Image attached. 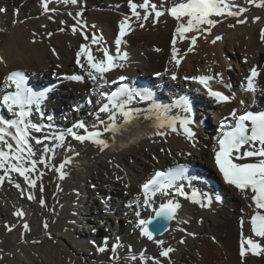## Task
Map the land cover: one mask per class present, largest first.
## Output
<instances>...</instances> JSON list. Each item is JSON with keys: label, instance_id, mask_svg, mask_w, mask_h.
I'll list each match as a JSON object with an SVG mask.
<instances>
[{"label": "bare ground", "instance_id": "obj_1", "mask_svg": "<svg viewBox=\"0 0 264 264\" xmlns=\"http://www.w3.org/2000/svg\"><path fill=\"white\" fill-rule=\"evenodd\" d=\"M0 2L6 4V1L0 0ZM133 2H142V0H133ZM154 2L159 5L162 0H154ZM42 3L43 0H9L8 6L13 8L14 13L19 8L25 9L27 6H31L32 11L27 13L28 18L18 19L17 24L13 22L9 26L4 25L2 27L0 25V57L4 61L0 63V87H2V82L6 76L15 70L23 71L30 76V84L36 90H44L41 86L54 82L58 83V86L51 87L53 92L50 94L49 100L46 101V113L54 118L51 122L56 127L59 125L58 128L61 130L70 127L66 121L68 123L73 121L71 124H74L77 120L84 118L86 124H91L94 116L91 115V119L87 120L85 114L82 116L80 110L91 109L92 105L89 108H81L79 112L76 111L78 113L75 118L76 121L72 119L75 114L71 113L77 105L81 107V103H85L87 98H94V101L97 99L95 95H90L91 81L86 80L84 83H77L62 79L67 75L82 74L75 63L76 53L81 44L90 43V41L83 39L79 25H77L78 31L75 34L71 31V26L76 25L77 20L86 23L88 28L85 31L96 35L101 33L102 44L110 52L116 53L115 40L119 38V22L125 16H131L128 0H82L79 6L66 5L62 0H51L49 8L55 9V11L49 12L44 11ZM170 3L171 0H167L166 6H169ZM235 3L242 7H249V12L244 17L247 18L248 22L236 24L235 27L230 28L228 25L235 24V20L232 18L223 19L213 29L211 36L197 41L192 52L187 51L189 47L187 40L181 41L177 38L176 47L180 49L181 58L179 67L176 66L171 56V43L175 38L177 23L165 14L158 23L149 18L145 26L141 28L138 22L132 18V31L124 38L119 47L120 53L126 52L128 60L123 69H116L108 73L107 78L112 80L120 75L126 76L127 80H131L133 77L139 78L140 81L145 80V77L156 78V82L154 79L151 80L152 86L148 89L154 92L159 103H174L180 97H189L192 100L196 110V113H193L195 117L193 125L196 127L202 125L199 112L203 109L205 111L210 109V113L215 116L220 113L222 117L223 109L229 112L234 107L240 108L241 101H243L248 107L264 110V96L257 93L254 98L251 94L245 93L239 86L253 65L264 68V41L260 39L261 30L264 29V10L245 5L243 0H237ZM79 11L83 12L82 17L76 15ZM69 12L72 13V16L68 15ZM257 15L262 17L261 21L253 22V17ZM1 20L2 18H0ZM62 21L65 23H61ZM92 25L95 27L93 28ZM5 27L7 28L5 29ZM216 35L222 36L223 39L213 45L211 40ZM96 54L100 55L99 53ZM125 68L129 69L130 74L126 72ZM216 71L224 73L226 84L233 83V88L231 90L228 88V92L234 98L226 106H218L206 98V94L202 95L197 85L180 84L184 77L212 75ZM173 73L180 77L176 84L171 83V80L168 79V76L170 77ZM47 77H50V81L48 80L43 84ZM34 82H36L35 85ZM259 84L264 86V71H262ZM168 95H171L172 98L170 103L167 102ZM134 106L143 112L146 107L150 106V102L136 103ZM215 108L218 109L214 110ZM66 111L71 115L65 114ZM88 111L92 112L91 110ZM173 114L183 115L180 109H174ZM217 120L220 121L221 118L217 117ZM137 123L138 126H132L123 134L116 135L114 143L110 140L111 146L104 151H100L91 143L82 145L70 140L75 154L79 153V155L72 157V164L66 167V174L63 179H60L59 172L45 170L43 177L45 190L42 196L46 202V207H41L38 201L28 200L24 195L25 200L19 199L16 203L24 209L25 216L23 219L15 220L12 218L8 220V225L13 227L11 232L7 231L6 226L8 225H3L6 220L2 221L0 243L3 244L0 245V257H2L0 264H16L20 258V253L32 260L33 264H73V262L82 264L81 258L76 260V256L65 248L61 238L76 245L75 252L84 255L82 257L85 260L84 264H142L139 260L141 251H145L146 256L160 259L161 264H227L225 258L221 257L225 249L217 250V246L212 244L214 240H217L221 246H227V259L231 258L234 264H264V255L259 258L248 257L245 259H241L239 256L238 242L242 215L245 217L243 232L245 235L250 234L247 219L251 213V209L248 208L250 200L244 199L235 188L226 184H221L219 190L223 196L221 199L223 205L214 200L210 208H201L188 200L181 201V199L173 197L184 206V208L181 207L184 211L179 210L178 217L173 222L169 232L160 238L165 241V247L171 246L175 249L170 254V259L159 257V246L140 236L139 229L134 227L138 219L135 215L138 210L137 207L124 210V212L129 213L130 217L123 218L124 221L123 219L118 221L120 226H115L114 232L109 238L111 240L110 248L115 243L122 245L115 254L119 257L118 260L114 259V254L110 250L107 253H101L97 250L99 246H104V244L100 241L91 242L97 236V234L91 235V227L84 229L76 227L79 213L83 219H90L87 216L91 200L85 202V197L82 196L85 194L84 188H89L86 183L93 184L94 182V184L102 186V190L99 189L100 187L97 190L102 191L107 196L122 197L127 207L132 201H135L137 196L140 197V192L135 187L128 188L123 194L122 185L126 184L129 176L139 186L150 177L153 170L168 167L180 161L197 167L199 169L197 175L212 176L213 178L220 175L213 164L214 143L210 135L204 136L203 147L195 150L192 147L193 142L187 140L181 131L173 133L169 129H164L167 133L166 136H155L153 135L155 129L150 127L151 121L141 116ZM203 129L207 133H211L210 128L205 127ZM196 141L197 139H195ZM150 155H155L156 159L151 160ZM67 156H72L71 152L57 149V156L52 163L58 165ZM132 160L134 164L131 165L130 161ZM73 161L80 162L81 166H75ZM14 178L16 177L14 176ZM17 179L23 184L22 178ZM193 186L210 195L216 193L212 185L202 181H194ZM4 188L6 190L0 191V199L8 196L14 201L16 193H18L17 197L21 195L12 186L5 184ZM113 193L115 195H110ZM37 195L41 194L38 193ZM112 199L116 200L114 197H110L109 200ZM156 200L157 204L161 202L159 196ZM114 207H116L115 204ZM241 209H243V213H241ZM139 210L143 218H148L151 215L149 210ZM0 213L4 214V211L1 210ZM117 215L119 214L108 218L110 221H108L107 226L112 225L111 223ZM101 218L106 217L101 216ZM180 218L184 220L180 221ZM204 222L210 223L214 227L212 231L205 233L206 230H202ZM24 223L29 225L28 231L23 229ZM44 223L48 224L47 229L43 227ZM97 226L92 227L93 230ZM126 246L129 250L125 249ZM183 249L186 250V254L192 251L190 257L192 260L188 261L187 257L189 256H185ZM130 250L138 256L137 261L132 262L126 259ZM219 252L222 253L219 254ZM94 259L97 261L93 262ZM108 260L110 261L108 262Z\"/></svg>", "mask_w": 264, "mask_h": 264}, {"label": "snow or ice", "instance_id": "obj_2", "mask_svg": "<svg viewBox=\"0 0 264 264\" xmlns=\"http://www.w3.org/2000/svg\"><path fill=\"white\" fill-rule=\"evenodd\" d=\"M50 2L51 0H43L42 7L45 12L55 11L49 8ZM62 2L66 5L79 6L82 0H62ZM243 2L245 5L264 10V0H243ZM166 5L167 0H162L159 5L154 0H142V2L128 0L131 16H125L119 22V38L115 40L117 48L115 54L102 44V35L85 31L88 28L86 23L77 20L76 25L71 26V31L75 34L79 25L83 39L90 43L81 44L76 53L75 63L82 74L67 75L63 79L77 83L91 81L90 95H95L97 99L95 101L88 99L87 104L98 106L89 113L94 116L91 124L81 120L65 129L57 128L51 123L53 116L46 113V101L49 100L53 89H34L30 85L29 76L20 70L11 71L6 76L0 87V190H6L4 186L7 184L16 188L22 196L26 195L28 200L38 201L41 207H46L42 196L45 190L43 184L45 170H55L59 172L60 179H63L66 174L65 169L72 164L73 159L67 156L58 165L52 163L57 156V149L72 152L70 140H74L82 145L91 143L100 151H104L111 146L110 140L115 142L116 135L123 134L132 126H138L137 122L141 116L151 121L150 127L155 129L153 135L164 137L167 135L164 129H169L173 133L182 129L186 139L192 141L195 146L196 133L192 127L195 121L191 118L193 108L189 98L183 97L174 103L162 104L157 101L152 90L131 87L126 82L128 78L124 75L109 80L107 74L125 67L128 56L126 53H120L119 47L132 31V18L141 28L149 18L158 23L166 13L177 21L175 38L172 40V60L179 67L181 58L180 50L176 47L177 38L181 41L187 40L189 42L187 51L192 52L197 41L211 36L213 29L223 19L235 20V24L228 25L230 28L235 27L236 24H246L248 20L244 17L249 12V7H242L234 0H171L170 6ZM68 15L72 16V13L69 12ZM76 15L82 17L83 12L79 11ZM261 19L262 17L257 15L253 17V22H259ZM92 27L94 28L95 25ZM222 39V36L216 35L211 43L215 45ZM260 39L264 41V29L261 30ZM3 62V58L0 57V63ZM262 71L264 68L251 67L249 74L240 84V88L252 94L254 98L257 93L264 96V86L259 84ZM171 78L176 80V74L173 73ZM184 79H192L202 85L208 95L218 103H227L234 98L223 91L214 90L211 85V81L218 80L225 88H231L230 84H224L222 73L184 77ZM113 85L116 86L115 90L109 91L108 89ZM143 102H150V106L141 112L134 104ZM243 103L241 101V104ZM174 109H180L183 115L173 114ZM79 110V105L73 109V111ZM213 153L214 164L223 181L235 188L244 199L250 200L248 208L251 209V213L247 218L250 234L245 235L243 232L245 217L242 215L239 256L243 259L249 254L264 255V110L253 111L245 108L239 114L233 110L230 118L225 117L219 126ZM17 178H22L23 184ZM199 179L200 177L191 174L187 165L177 164L166 170H154L142 183L143 200L141 201L137 196L134 201L138 209L135 213L138 219L134 227L139 229L140 236L159 246V257L170 259V254L175 251L171 246L165 247V241L157 238L169 230V223L177 219L182 207L179 200L173 197H183L201 208H210L214 200L221 202L220 195H210L193 186V182ZM186 188H190L191 191H186ZM38 193L41 195L38 196ZM158 196L161 202L157 204ZM129 207H132V203ZM139 209L149 210L151 215L143 218ZM241 211L243 213V209ZM13 214L21 219L25 216L22 209H17ZM43 227L47 229L48 224L44 223ZM6 228L9 232L13 230L11 225ZM23 229L28 231L29 225L24 223ZM121 246L120 243H116L109 249L108 242L104 241V246H99L97 250L101 253L110 250L114 254V259L118 260L119 257L115 254ZM126 259L135 262L138 256L130 250ZM139 260L142 264H161L160 259L146 256L145 251L139 253Z\"/></svg>", "mask_w": 264, "mask_h": 264}, {"label": "rangeland", "instance_id": "obj_3", "mask_svg": "<svg viewBox=\"0 0 264 264\" xmlns=\"http://www.w3.org/2000/svg\"><path fill=\"white\" fill-rule=\"evenodd\" d=\"M2 1H4V2L6 1V4H3V3L0 2V5L2 4L1 7H0V9L3 10V11H0V18H2V20L0 21V25L2 27L4 25L9 26V24H11L13 22L15 24H17L18 19H23L24 20V19L28 18V16H26L27 13L28 12L30 13L32 11V7L31 6H27L25 9H23L21 7V8L18 9V14H17V11L14 13L13 12L14 11L13 8L10 7V6H8L9 0H2ZM101 1H103V0H101ZM25 12H26V14H25ZM29 19H31V18L29 17ZM6 28L7 27H5V29ZM101 35L102 34L99 33L98 36H101ZM32 78H33V76H32ZM48 80L50 81V77H47L46 80L43 81V84H44V82H47ZM33 84L35 85L36 82H34ZM167 97H168L167 98V102L170 103V100L172 99L171 98V95H168ZM165 98H166V96H165ZM54 99L57 100V98H54ZM88 110H90V109H88ZM88 110H86V109H83L82 110L81 109L80 112H81L82 116L84 114L86 116L87 113H88L86 111H88ZM199 113L201 114V117L200 118L202 119L204 117V114H206V111H205V109H203V110H200ZM70 115H71V113H70ZM205 119H206V121L204 120L205 122L203 123V124H205V126H208L210 128H213V129H214L215 126H217V121H216V119H215V117H214V115L212 113L207 114L205 116ZM70 126H72V124H70ZM178 131L180 132L181 130L178 129ZM198 136H199V138H196L197 141L195 142V146L192 145L193 149H195V150L196 149L198 150L199 148L203 147L202 146L203 141H204L203 138H205L203 136V134H201V133H198ZM146 151H147V149H146ZM71 154H72L71 157H76V154H75V151L74 150L71 152ZM154 158H155V155H150V159L151 160H155L156 159V158L155 159ZM140 160L142 161V159H139V161ZM73 163H74L75 166L76 165H78L79 167L81 166V163L80 162L73 161ZM130 164L131 165L134 164L133 163V160L130 161ZM128 178H129V180H127L126 184L125 185H122L123 186L122 192H124L123 194L126 193V191L128 190V188H134L135 187V188H137V191L139 190V186L135 182H133V179L130 176ZM95 182H97V181L95 180ZM86 185H88L89 188H84L85 194H82V196L85 197V202L88 201V200L89 201L91 200V206L89 207V214L87 216V218H90V219L89 220L88 219L87 220L83 219L82 218L83 216L82 215L80 216V213H79V215H77V222H76L77 225H76V227L77 228L80 227V229H84V228H87V227H91V229H92V231H91L92 234L91 235L93 236V235H96L97 234V236L94 239H92L91 242H93V241H100L102 244H104V241H109L108 242V247L110 249L111 240L109 238L112 235V233L114 232L115 226L116 225H119V222L118 221H122L123 218L130 217V215H129L128 212H124V210L126 209V204H125L124 200L122 199V197L119 198V196H107L106 194H103L102 191H100V190L98 191L97 189L99 187H100L99 189H101V190L103 189V187L102 186H99L96 183L94 184V182H93V184L86 183ZM94 188H95V190H94ZM111 190H113V189H111ZM110 192L111 191L109 190V193ZM17 195H18V193L15 194L16 199L14 201H12V199H10L8 196H4L3 198L0 199V211L1 210L4 211V214L0 213V226L2 225V221L3 220H6V222H4V224H3L5 226L8 225V220L9 219H12L13 218L15 220H18V217L14 216V214H13L17 209H22L24 211V209L21 208L20 206H18L16 203H17V201L19 199L24 201L25 200V197L22 196V195H19L17 197ZM110 195H115V194L113 193V194H110ZM108 197H109V199H110V197L111 198L114 197L116 200H114V199L109 200V199H107ZM5 199H7V200H5ZM113 203L115 204L116 207H114V204ZM221 205H223V202H221ZM182 207L184 208V206H182ZM103 208H105V209H103ZM181 210L184 211V209H181ZM94 213H96L97 215L94 214ZM241 213H242V211H241ZM116 214H119V215H117V217L115 218V220H113V222L111 223L112 225H108L107 226L108 221H110L108 218L115 217ZM101 216H105L106 218L102 219ZM124 220L125 219H123V221ZM183 220L184 219L180 218V221H183ZM95 225H98V226H97V228H95V230H93V228H94ZM202 228H203L202 230L205 229L206 230L205 233H207L208 231L209 232L212 231V229L214 227L211 226L210 223L204 222ZM116 231H117V229H116ZM107 234H108V236H107ZM99 236H101V237H99ZM102 236H104V238H102ZM51 238H52V235H51ZM60 240L63 242L65 248L68 249L69 251H71V253L76 256V260H78L79 258H81V260L80 259L79 260L82 262V264H84V261L85 260L82 259V257L84 255L83 254L82 255L79 254V252L78 253L75 252V249L74 248H75L76 245H74L73 243H69V241L67 239H62L61 238ZM212 242H213L212 243L213 246H217V248H218L217 250H222V248L225 249L223 251V253L225 255L224 254H221L222 252H219V254H221V257H224L225 258V260L227 261V264H234V262H233V260L231 258L227 259V256H226V254L228 255V251H227L228 248H227V246H221L217 240H214ZM2 244L3 243H0V245H2ZM214 244H216V245H214ZM125 249L126 250L127 249L129 250L128 246H126ZM183 251H185L184 254H185L186 257L189 256V257H187L188 258V261L192 260V258H190L191 257V254H192V251L189 254H186L187 253L186 250L183 249ZM107 252L108 251H105V253H107ZM86 258L88 259V257H86ZM96 261H97L96 259L93 260V262H96ZM109 261L110 260H108V262ZM75 263L76 262H73V264H75ZM16 264H33V261L32 260H29L26 257V255H24L23 253H20V258L18 259V261H17ZM190 264H192V263H190Z\"/></svg>", "mask_w": 264, "mask_h": 264}, {"label": "water", "instance_id": "obj_4", "mask_svg": "<svg viewBox=\"0 0 264 264\" xmlns=\"http://www.w3.org/2000/svg\"><path fill=\"white\" fill-rule=\"evenodd\" d=\"M173 221H174V220H173ZM173 221H171V222L169 223V230H170V228H171V226H172ZM169 230H168V231H169ZM168 231H166L163 235H165ZM163 235H162V236H163ZM162 236H158L157 238H160V237H162Z\"/></svg>", "mask_w": 264, "mask_h": 264}]
</instances>
